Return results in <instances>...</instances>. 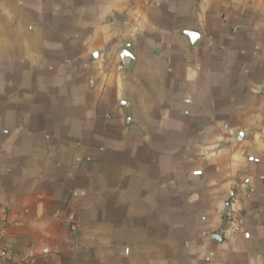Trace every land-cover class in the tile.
<instances>
[{"label": "crops", "instance_id": "1", "mask_svg": "<svg viewBox=\"0 0 264 264\" xmlns=\"http://www.w3.org/2000/svg\"><path fill=\"white\" fill-rule=\"evenodd\" d=\"M0 226L24 264H264V0H0Z\"/></svg>", "mask_w": 264, "mask_h": 264}, {"label": "built area", "instance_id": "2", "mask_svg": "<svg viewBox=\"0 0 264 264\" xmlns=\"http://www.w3.org/2000/svg\"><path fill=\"white\" fill-rule=\"evenodd\" d=\"M242 230V219L240 213V199L232 197L229 200L227 207V217L221 235L224 239H230ZM4 238V229L0 226V264H24L20 261L14 260L11 253L2 247L1 242ZM44 253H49V249H44Z\"/></svg>", "mask_w": 264, "mask_h": 264}, {"label": "water", "instance_id": "3", "mask_svg": "<svg viewBox=\"0 0 264 264\" xmlns=\"http://www.w3.org/2000/svg\"><path fill=\"white\" fill-rule=\"evenodd\" d=\"M129 47H128V45H124L123 46V53H122V56L123 57H128V54H129Z\"/></svg>", "mask_w": 264, "mask_h": 264}]
</instances>
